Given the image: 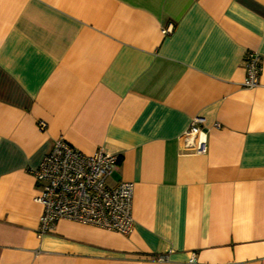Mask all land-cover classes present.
<instances>
[{
  "label": "crops",
  "instance_id": "1",
  "mask_svg": "<svg viewBox=\"0 0 264 264\" xmlns=\"http://www.w3.org/2000/svg\"><path fill=\"white\" fill-rule=\"evenodd\" d=\"M195 117L205 154L183 147ZM58 138L120 156L129 235L67 220L38 235L30 169ZM192 257L264 264V0H0V264Z\"/></svg>",
  "mask_w": 264,
  "mask_h": 264
},
{
  "label": "built area",
  "instance_id": "2",
  "mask_svg": "<svg viewBox=\"0 0 264 264\" xmlns=\"http://www.w3.org/2000/svg\"><path fill=\"white\" fill-rule=\"evenodd\" d=\"M171 31L172 25H169L163 33ZM260 61L256 52L246 53L245 88L259 86ZM181 139L184 149L205 154L207 129L204 118L195 117ZM119 166L120 156L110 155L102 148L86 155L63 138L55 139L39 167L30 169L40 191L35 201L43 207L38 235L48 234L61 220L129 235L135 224L132 216L134 185L130 182L111 183V177ZM167 259V255L158 258L160 262ZM188 264H197L194 257Z\"/></svg>",
  "mask_w": 264,
  "mask_h": 264
}]
</instances>
